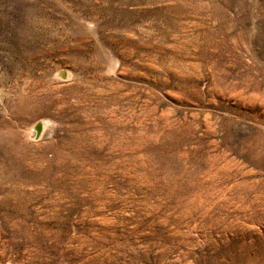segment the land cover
Masks as SVG:
<instances>
[{
    "label": "rangeland",
    "instance_id": "obj_1",
    "mask_svg": "<svg viewBox=\"0 0 264 264\" xmlns=\"http://www.w3.org/2000/svg\"><path fill=\"white\" fill-rule=\"evenodd\" d=\"M0 264H264V0H0Z\"/></svg>",
    "mask_w": 264,
    "mask_h": 264
},
{
    "label": "water",
    "instance_id": "obj_2",
    "mask_svg": "<svg viewBox=\"0 0 264 264\" xmlns=\"http://www.w3.org/2000/svg\"><path fill=\"white\" fill-rule=\"evenodd\" d=\"M35 130H36L35 138H39L43 130L42 124L37 125Z\"/></svg>",
    "mask_w": 264,
    "mask_h": 264
},
{
    "label": "built area",
    "instance_id": "obj_3",
    "mask_svg": "<svg viewBox=\"0 0 264 264\" xmlns=\"http://www.w3.org/2000/svg\"><path fill=\"white\" fill-rule=\"evenodd\" d=\"M42 134V133H41ZM35 135H36V131H35Z\"/></svg>",
    "mask_w": 264,
    "mask_h": 264
},
{
    "label": "bare ground",
    "instance_id": "obj_4",
    "mask_svg": "<svg viewBox=\"0 0 264 264\" xmlns=\"http://www.w3.org/2000/svg\"><path fill=\"white\" fill-rule=\"evenodd\" d=\"M35 131V130H34Z\"/></svg>",
    "mask_w": 264,
    "mask_h": 264
}]
</instances>
